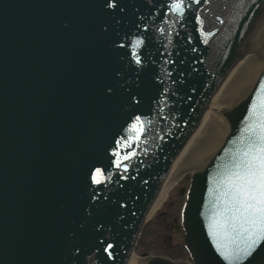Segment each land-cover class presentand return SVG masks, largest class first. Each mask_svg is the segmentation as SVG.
<instances>
[{
	"label": "water",
	"instance_id": "water-1",
	"mask_svg": "<svg viewBox=\"0 0 264 264\" xmlns=\"http://www.w3.org/2000/svg\"><path fill=\"white\" fill-rule=\"evenodd\" d=\"M170 3L0 0V264H130L173 161L264 12V0H185L180 18ZM201 27L212 34L207 44ZM135 37L144 39L138 73L127 48ZM262 83L264 60L239 105L220 113L226 129L192 176L182 220L194 264H227L203 227L210 177L239 146ZM134 115L151 123L128 149L137 155L127 179L112 169V182L97 188L89 166H100L114 138L130 135ZM109 243L112 258L101 247Z\"/></svg>",
	"mask_w": 264,
	"mask_h": 264
},
{
	"label": "snow or ice",
	"instance_id": "snow-or-ice-1",
	"mask_svg": "<svg viewBox=\"0 0 264 264\" xmlns=\"http://www.w3.org/2000/svg\"><path fill=\"white\" fill-rule=\"evenodd\" d=\"M194 2L199 4L200 0ZM107 4L113 9L117 6L116 0H107ZM189 6L185 0H171L169 12L183 18ZM195 22L203 25L199 15L195 17ZM200 32L207 44L212 34L205 32L202 27ZM126 36L131 37V34ZM143 45L144 39L140 37L128 38L127 48L131 61L137 66V73L143 65L139 52ZM118 47L124 49L126 45L121 42ZM136 87H139L138 83ZM107 91L111 92L112 89L108 88ZM164 91L167 92V89ZM138 97L139 93H130L129 103L134 107L140 105L141 99ZM244 119L239 146L232 152L228 162L219 166L216 175L210 177L215 187H209L208 191L214 194V200L207 224L203 227H206L207 237L216 253L227 264H264V247H261L264 242V83L252 99ZM150 123L141 115H134L126 129L130 135L114 138L113 145L106 150V159L99 162L100 166L96 163L89 166L87 175L92 185L99 188L111 183L112 169L117 170L120 178L127 179L128 162L137 155L128 149L142 140ZM101 247L108 258L113 257V244Z\"/></svg>",
	"mask_w": 264,
	"mask_h": 264
},
{
	"label": "bare ground",
	"instance_id": "bare-ground-1",
	"mask_svg": "<svg viewBox=\"0 0 264 264\" xmlns=\"http://www.w3.org/2000/svg\"><path fill=\"white\" fill-rule=\"evenodd\" d=\"M242 52L245 55L231 68L212 97L198 127L173 161L150 208L147 221L150 222L163 208L182 178L196 173L204 160L211 159L226 129V118L220 117V113L231 112L239 105L264 60V12ZM147 261V258L133 253L130 264H146Z\"/></svg>",
	"mask_w": 264,
	"mask_h": 264
},
{
	"label": "rangeland",
	"instance_id": "rangeland-1",
	"mask_svg": "<svg viewBox=\"0 0 264 264\" xmlns=\"http://www.w3.org/2000/svg\"><path fill=\"white\" fill-rule=\"evenodd\" d=\"M192 174L189 173L179 181L163 208L146 224L135 248V254L142 258L162 257L176 262L189 261V255L183 246L184 236H177L173 231L172 219H178L179 208L184 201V191L190 186Z\"/></svg>",
	"mask_w": 264,
	"mask_h": 264
},
{
	"label": "flooded vegetation",
	"instance_id": "flooded-vegetation-1",
	"mask_svg": "<svg viewBox=\"0 0 264 264\" xmlns=\"http://www.w3.org/2000/svg\"><path fill=\"white\" fill-rule=\"evenodd\" d=\"M183 204H184V202H183ZM182 207H183V205L182 206H180V208H179V216H180V212L182 211ZM179 216H178V219H177V217H173V223H174V225H173V231L177 234V236H184V232H183V229H182V225H181V221H179Z\"/></svg>",
	"mask_w": 264,
	"mask_h": 264
}]
</instances>
